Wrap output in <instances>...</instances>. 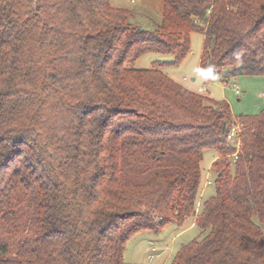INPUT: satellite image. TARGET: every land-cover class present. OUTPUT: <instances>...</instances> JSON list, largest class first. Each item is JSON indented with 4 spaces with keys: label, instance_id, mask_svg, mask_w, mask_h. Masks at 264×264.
Segmentation results:
<instances>
[{
    "label": "trees",
    "instance_id": "16d2710c",
    "mask_svg": "<svg viewBox=\"0 0 264 264\" xmlns=\"http://www.w3.org/2000/svg\"><path fill=\"white\" fill-rule=\"evenodd\" d=\"M133 19L111 0H0V264H125L131 237L189 219L172 264H264V110L235 117L160 70L201 33L208 82L264 77V0ZM147 53L174 61L133 68ZM209 149L216 192L195 215Z\"/></svg>",
    "mask_w": 264,
    "mask_h": 264
},
{
    "label": "rangeland",
    "instance_id": "374dc122",
    "mask_svg": "<svg viewBox=\"0 0 264 264\" xmlns=\"http://www.w3.org/2000/svg\"><path fill=\"white\" fill-rule=\"evenodd\" d=\"M164 4L165 0H111L113 7L131 11L134 15L132 22L145 30H152L156 25L161 24ZM203 43L204 36L201 33H193L190 39V53L186 59L179 65H167L160 68V70L170 79L193 93L200 94L197 92V89L204 87L205 91H207L201 95L207 96V92H209L208 98L211 100L227 102L235 117L259 115L264 110V77L241 75L229 80L226 84L218 81L208 82V78L203 74L199 65ZM173 61L174 57L172 55L147 53L139 57L134 63L133 68L150 70L153 69L154 63L170 64ZM184 78H187L189 81H184ZM192 78L195 81H191ZM235 85L240 90L239 95H236L234 92ZM225 145L230 147L226 143ZM230 148L232 149V147ZM216 157V150L209 149L204 151L201 162L202 184L195 208L198 209V212L195 211V215L200 213L202 205L205 202L215 196L217 176L212 171V165L216 161ZM228 158L234 163L232 154ZM207 181L211 184L205 186ZM193 221L194 219L187 220L181 228L175 224H170L159 233L143 231L134 235L126 244L123 254L124 263L172 264L181 246L199 236L197 228H191L185 231V233L179 234ZM150 242L155 245L151 246ZM154 246H157L159 250L155 248L156 251H154ZM170 249H172V252ZM149 258H152V260L150 261Z\"/></svg>",
    "mask_w": 264,
    "mask_h": 264
},
{
    "label": "built area",
    "instance_id": "2783aa9c",
    "mask_svg": "<svg viewBox=\"0 0 264 264\" xmlns=\"http://www.w3.org/2000/svg\"><path fill=\"white\" fill-rule=\"evenodd\" d=\"M184 81H189L187 78H184ZM197 92L200 93V94H205L206 91H205V88L204 87H200L197 89ZM234 92L236 95H239L240 94V90L238 88L237 85L234 86ZM240 126L239 124L237 123H234L232 125V127L229 129L228 133H227V136H226V140H225V143L227 145H229L230 147L234 148V153L232 154V158L233 160L235 161L237 159V156L240 152V139H239V135H240ZM211 183L209 181H207L205 183V186L206 185H210ZM154 251H156L155 248H153ZM150 261L152 260V258L149 259Z\"/></svg>",
    "mask_w": 264,
    "mask_h": 264
},
{
    "label": "crops",
    "instance_id": "0c3cea01",
    "mask_svg": "<svg viewBox=\"0 0 264 264\" xmlns=\"http://www.w3.org/2000/svg\"><path fill=\"white\" fill-rule=\"evenodd\" d=\"M191 81H195V79L192 78ZM206 91H207V90H206ZM207 93H208L207 96L209 97V92H207ZM229 106H230V105H229ZM232 115H233V114H232ZM233 116H234V115H233ZM210 170H211V168H210ZM202 192H203V191H202ZM196 211L198 212V209H196ZM191 228H193V229L195 228L194 221H193V222H192V223H191V224H190L185 230H182L179 234H181V233H185V231H187V230H189V229H191ZM153 244H154V243H151V242H150V245H151V246H153ZM154 245H155V244H154ZM183 245H184V244H183ZM183 245H182V246H183ZM154 248H157V246H154ZM157 249H158V248H157ZM158 250H159V249H158ZM170 250H171V252H172V249H170ZM162 253H163V252H162ZM149 259H150V258H149Z\"/></svg>",
    "mask_w": 264,
    "mask_h": 264
}]
</instances>
